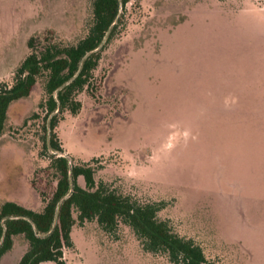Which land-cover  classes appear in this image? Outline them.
<instances>
[{
  "label": "rangeland",
  "instance_id": "1",
  "mask_svg": "<svg viewBox=\"0 0 264 264\" xmlns=\"http://www.w3.org/2000/svg\"><path fill=\"white\" fill-rule=\"evenodd\" d=\"M90 15L91 0H0V85L11 84L31 36L75 43ZM92 89L56 128L65 154L97 159L96 182L164 202L159 219L213 264H264V0H131ZM41 99L38 82L8 109L0 205L40 211L37 191L54 186L41 119L23 126ZM14 240L19 254L26 242ZM71 241L66 264H170L124 224L112 233L75 225Z\"/></svg>",
  "mask_w": 264,
  "mask_h": 264
},
{
  "label": "trees",
  "instance_id": "2",
  "mask_svg": "<svg viewBox=\"0 0 264 264\" xmlns=\"http://www.w3.org/2000/svg\"><path fill=\"white\" fill-rule=\"evenodd\" d=\"M130 1L91 0L86 33L75 43L60 41L50 31L31 36L28 54L15 69L11 84L0 85L1 138L8 128L10 105L28 98L41 82L42 99L23 126L41 119L42 149L52 152L44 172L54 183L49 193L37 191L40 211L12 201L0 205V262L11 251L14 238L20 236L27 249L18 264H66L64 252L73 248L72 228L95 221L106 233L115 232L119 224L126 225L146 252L163 254L170 264H213L194 240L180 236L168 220L159 219L164 202L142 203L112 189L108 182H96L97 159L74 162L56 134L64 114L80 112L79 96L85 91L93 95L94 72L118 35Z\"/></svg>",
  "mask_w": 264,
  "mask_h": 264
},
{
  "label": "crops",
  "instance_id": "3",
  "mask_svg": "<svg viewBox=\"0 0 264 264\" xmlns=\"http://www.w3.org/2000/svg\"><path fill=\"white\" fill-rule=\"evenodd\" d=\"M20 205H21V204H20ZM22 206H23V205H22ZM24 207H26V206H24ZM26 208H27V207H26ZM14 241H15V240H13V247H12L11 251H9L8 253H6V254L2 257L0 264H18L20 258L22 257V255H23L24 252L26 251L27 246H25V249H24L21 253H19V254L14 253V247H15V246H14V245H15ZM10 253H11V255H10ZM64 259H65V252H64ZM42 264H54V263L47 262V263H42Z\"/></svg>",
  "mask_w": 264,
  "mask_h": 264
}]
</instances>
